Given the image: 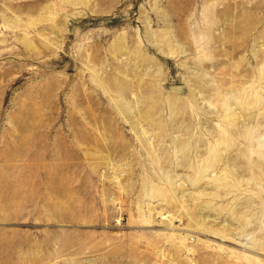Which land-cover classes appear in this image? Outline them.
I'll use <instances>...</instances> for the list:
<instances>
[{
	"label": "rangeland",
	"instance_id": "1",
	"mask_svg": "<svg viewBox=\"0 0 264 264\" xmlns=\"http://www.w3.org/2000/svg\"><path fill=\"white\" fill-rule=\"evenodd\" d=\"M0 264H264V0H0Z\"/></svg>",
	"mask_w": 264,
	"mask_h": 264
}]
</instances>
